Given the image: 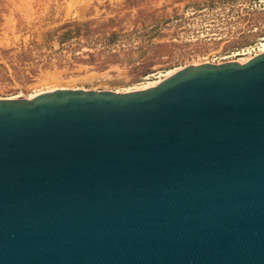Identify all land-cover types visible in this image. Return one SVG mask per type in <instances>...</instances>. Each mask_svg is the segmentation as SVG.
<instances>
[{"label":"water","instance_id":"obj_1","mask_svg":"<svg viewBox=\"0 0 264 264\" xmlns=\"http://www.w3.org/2000/svg\"><path fill=\"white\" fill-rule=\"evenodd\" d=\"M0 264H264V52L1 98Z\"/></svg>","mask_w":264,"mask_h":264},{"label":"rangeland","instance_id":"obj_2","mask_svg":"<svg viewBox=\"0 0 264 264\" xmlns=\"http://www.w3.org/2000/svg\"><path fill=\"white\" fill-rule=\"evenodd\" d=\"M263 42L264 0H0V99L124 91Z\"/></svg>","mask_w":264,"mask_h":264},{"label":"bare ground","instance_id":"obj_3","mask_svg":"<svg viewBox=\"0 0 264 264\" xmlns=\"http://www.w3.org/2000/svg\"><path fill=\"white\" fill-rule=\"evenodd\" d=\"M262 46H263V48L261 47V51L259 52V53H256L255 55H258V54H260V53H263L264 52V42L262 43ZM247 52L248 51H246V50H244L243 52H239L238 54H242V55H246L247 54ZM255 55H252L251 57L249 56V57H244L243 59H238V61H240V62H247L248 60H250L251 58H253ZM237 60V59H236ZM175 68V67H174ZM177 70H179V69H177ZM177 70H170L169 69V71H167L165 74H163L162 76H160V78H158V79H155L154 80V78H153V80L154 81H149V82H147L146 84H144V85H142V86H140V87H136V88H133V89H129V88H127L126 90H124V91H119L118 89H116L117 91H119V92H129V91H134V90H142V89H146V88H149V87H152V86H155V85H157L159 82H161L164 78H166V77H168V76H170L171 74H173L174 72H176ZM152 80V79H151ZM140 85V84H139ZM61 88H68V87H54V88H51V89H47V90H44V91H41V92H39V93H37V94H34V95H32V96H29V95H27V96H25V97H29V98H32V97H34V96H36V95H38V94H41V93H44V92H48V91H53V90H56V89H61ZM16 97H21L20 95H15V96H13V97H10V98H16Z\"/></svg>","mask_w":264,"mask_h":264}]
</instances>
